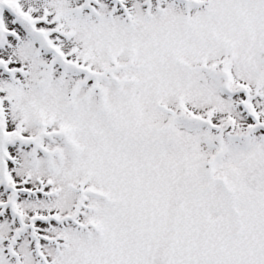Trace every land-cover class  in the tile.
Listing matches in <instances>:
<instances>
[{
	"label": "snow or ice",
	"instance_id": "6c2138e0",
	"mask_svg": "<svg viewBox=\"0 0 264 264\" xmlns=\"http://www.w3.org/2000/svg\"><path fill=\"white\" fill-rule=\"evenodd\" d=\"M0 264H264V0H0Z\"/></svg>",
	"mask_w": 264,
	"mask_h": 264
}]
</instances>
